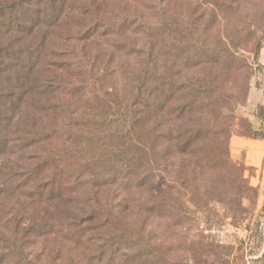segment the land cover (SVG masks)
Wrapping results in <instances>:
<instances>
[{"label":"trees","instance_id":"16d2710c","mask_svg":"<svg viewBox=\"0 0 264 264\" xmlns=\"http://www.w3.org/2000/svg\"><path fill=\"white\" fill-rule=\"evenodd\" d=\"M108 1L8 0L0 5V62L6 63H0V83L3 82L0 84V154L7 146L3 132L9 121L3 116L12 120L20 112L17 129L21 149L28 154L18 190L25 191L34 185L28 195L35 203L56 204V208L66 200L76 209L80 206L78 197L86 196L87 188L98 192L114 186L134 190L149 187V192L154 194L153 205L142 204L140 212L166 213L174 221L179 220V206L185 203L169 187H164L165 182L160 185L148 179L149 161L158 148L165 151L173 148L176 150L173 159H179V164L192 163L195 175L229 177L242 185V168L230 159L228 150V136L239 99L225 89L229 82L241 78L247 85V63L237 50L225 46L199 48L189 42L179 46L178 24L174 22L159 21L160 24L152 26L143 16L127 13L103 18L94 4ZM136 1L144 5L148 2ZM88 2L93 6L85 5ZM162 2L168 6L179 0ZM251 34L257 51L259 38ZM129 40L133 41L132 46L128 45ZM4 42L9 44L2 49ZM114 50L124 51L128 61L135 65L121 68L117 76L114 73L109 76L126 89L119 92L124 105L118 103L115 113H111L113 106L104 101L106 112L93 122L102 133L87 130L84 133L83 125L76 122L79 108L74 107V101L87 89L86 81L93 78L95 53L106 58L102 71L106 74L113 64L112 55H107ZM105 80L103 74L100 88L108 91L110 88L102 83ZM105 90L102 93L107 99L111 94ZM30 96L46 100L43 108L50 124L37 127L21 114ZM90 137L105 139L110 144L97 159L94 155L95 158H87L82 165H75L73 158L82 150L72 147V142ZM187 172L183 166L181 175L185 177ZM39 177L47 178L39 182ZM107 199L102 204L86 202V208L81 209L85 217L78 221L98 222L100 228L116 225L113 204ZM59 218L53 227L59 224L62 217ZM69 219L63 217L64 222ZM66 226L63 241L81 243L85 234L73 232L79 224L74 226L69 221ZM43 230L42 226L31 224L16 233L14 240L6 243L0 263L32 264L24 238L40 236ZM118 239H126L124 231L119 232ZM116 252L110 248L94 260L96 264L147 262L137 254L122 259Z\"/></svg>","mask_w":264,"mask_h":264},{"label":"rangeland","instance_id":"374dc122","mask_svg":"<svg viewBox=\"0 0 264 264\" xmlns=\"http://www.w3.org/2000/svg\"><path fill=\"white\" fill-rule=\"evenodd\" d=\"M7 1L0 0V5ZM85 5L93 6L90 2ZM94 8L103 18L127 13L143 16L152 26L162 21L174 22L178 24L179 46L187 42L199 48L225 46L244 56L249 74L247 85L241 78L229 82L225 89L239 99L228 136V150L230 159L242 168L244 183L241 185L232 178L211 174L197 176L193 173L192 163L179 164V159H173L176 150L165 151L162 147L149 161L148 179L160 185L165 182L164 187H169L185 203L179 206V220L174 221L166 213L140 212L142 204L153 205L154 194L149 192V187L148 190H134L114 186L98 192L87 188L88 194L78 197L81 200L76 209L66 200L56 208V204H37L28 195L34 185L25 191L18 190L28 154L21 149L17 129L20 112L12 120L3 116L9 121L3 132L7 146L0 154V260L6 243L14 240L16 233L34 224L45 230L40 236L24 238L32 264H96L94 259L110 248L117 251L116 256L122 259L133 254L145 257L146 264H264V0H179V3L168 6L162 0H148L147 5L136 0H109L103 5L94 4ZM84 20L87 21L86 18ZM251 33L259 38L257 51H254L255 40L250 37ZM127 43L133 45L132 40ZM7 44L9 42H4L2 49ZM125 54L124 51H111L107 56L112 55L113 64L105 74L102 71L106 58L95 53L97 62L93 78L86 81L87 89L74 101V107L79 108L76 115L79 120L76 122L83 125L84 133L86 130L102 133L93 122L106 112L105 102L113 106L111 113H115L118 103L124 105L119 92L126 89L109 76L113 73L117 76L121 68L128 65L135 67ZM103 74L106 80L102 83L110 88L108 91L100 88ZM104 90L111 94L107 99L103 97ZM26 102L21 109L22 115L37 127L50 124L51 120L43 108L47 103L44 98L32 99L30 96ZM95 140L90 137L89 140L72 142V147L82 150L73 158L75 165H82L87 158H95L94 155L97 159L110 144L105 139ZM78 155L85 156L81 158ZM183 166L188 169L185 177L181 175ZM46 178L39 177V182ZM122 189H126L125 192ZM106 197L113 204V212L118 219L116 225L100 228L98 222L78 221L85 217L81 209L86 208V202L91 200L102 204ZM125 198L129 200L125 201ZM59 217H62L59 224L53 227ZM63 217L70 219L64 222ZM69 221L74 226L79 224L74 233L85 234L79 244L65 243L62 239ZM120 231H124L126 237L122 241L118 239Z\"/></svg>","mask_w":264,"mask_h":264}]
</instances>
